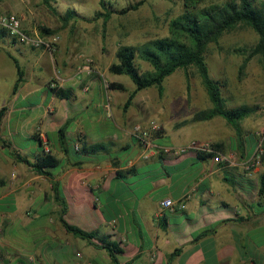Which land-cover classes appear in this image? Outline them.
<instances>
[{"label": "crops", "instance_id": "0c3cea01", "mask_svg": "<svg viewBox=\"0 0 264 264\" xmlns=\"http://www.w3.org/2000/svg\"><path fill=\"white\" fill-rule=\"evenodd\" d=\"M22 20L27 31L46 35L29 17ZM59 36L50 53L0 34V84L6 74L13 81L0 96V110L7 109L0 137L32 163L46 153L59 160L44 169L50 175L39 174L0 142V264H116L103 248L110 244L121 251L118 264H264V161L253 162L264 152V122L246 125L250 115L239 132L222 117L182 125L186 116L159 93L139 101L138 92L125 110L130 94L115 95L120 90L109 87L115 81L105 78L113 63L105 67L96 57L83 70L91 58L84 42ZM12 57L24 72L16 94ZM52 85L74 97L58 99ZM67 123L65 152L59 131ZM152 123L161 131L150 135L154 150L145 158L136 128ZM193 142L211 143L225 160L174 153ZM93 145L103 149L83 152ZM55 185L68 205L67 222L94 238L62 226ZM164 200L175 209L162 211Z\"/></svg>", "mask_w": 264, "mask_h": 264}, {"label": "rangeland", "instance_id": "374dc122", "mask_svg": "<svg viewBox=\"0 0 264 264\" xmlns=\"http://www.w3.org/2000/svg\"><path fill=\"white\" fill-rule=\"evenodd\" d=\"M140 1L142 0H105L106 10L101 0H50L49 4L45 3V0H0V12L15 13L22 19L27 16L33 26H44L58 35L64 32L74 40L78 37L79 42H84V49L88 50L87 56L94 61L99 57L107 67L110 63H117L116 53L121 46L138 47L150 40L168 37L170 23L185 11L188 0H146L137 10L122 13ZM197 1L204 7L230 0ZM68 11H74L76 16L65 21L63 17ZM107 11H111L112 16L104 26V14ZM257 41L258 36L254 31L242 26L226 33L218 44H211L206 54L211 77L223 85L222 94L227 107L257 108L245 123L251 126L264 122V68L256 57L249 63L241 79L239 72L244 60L242 50L253 47ZM136 64L141 72L152 69L139 57ZM188 73L189 78L183 70H177L168 77L164 83L165 97L161 99L162 103H172L175 112L186 116L187 119L182 125L194 122L193 118L197 112L208 110L207 105H212L196 69L191 68ZM105 78L115 82L121 81L129 87L126 91H116L115 95L130 94L132 87L136 88L126 75L117 76L107 72ZM12 83L11 74H6L0 84V96L9 93L6 85ZM140 92L139 101L147 94H153L155 98L158 95V90L154 87ZM192 134L196 136L202 132L194 130Z\"/></svg>", "mask_w": 264, "mask_h": 264}, {"label": "trees", "instance_id": "16d2710c", "mask_svg": "<svg viewBox=\"0 0 264 264\" xmlns=\"http://www.w3.org/2000/svg\"><path fill=\"white\" fill-rule=\"evenodd\" d=\"M145 1H140L137 5L123 10L122 13H126L129 10H137ZM45 3L49 4L50 0H45ZM101 4L107 10L105 0H101ZM74 16H76L74 11H68L63 19L69 21ZM111 16V11H107L104 14V26ZM242 26L252 29L258 36V41L253 47L242 50L244 60L239 72V78L241 79L249 63L256 57L260 59L264 68V0L260 2L256 0H230L223 4H210L204 7H201L197 0H188L185 5V11L170 23V35L168 37L150 40L138 47L121 46L116 53L117 63H113L110 66L109 72L114 75L130 77L136 86V89L130 93L125 104V110L132 104L138 92L154 87L158 90L159 96L162 97L165 90L164 83L168 77L177 70H183L187 78H189L188 72L191 68H194L207 91L212 108L197 112L193 121H209L215 117H222L239 132L240 122L256 112L257 108L242 106L236 109H229L227 107L222 94L223 85L220 81H216L211 77L206 54L211 44H218L226 33ZM40 29L46 34L54 33L53 30L44 26H40ZM0 34L2 37L9 36L4 30H1ZM137 57L147 62L152 69L141 72L136 64ZM12 59L18 71V80L13 89V93L16 94L24 81V72L17 60L13 57ZM109 87L111 90L126 91V87L120 83H111ZM49 89L53 95L61 100L74 97L71 89L58 87H49ZM6 112V108L0 110V126ZM67 128L68 123L59 131L60 144L65 152ZM0 142L4 148L12 149L11 143L1 137ZM102 149L101 145H93L85 148L83 152L87 154L96 153ZM11 153L18 162L31 166L39 174L50 175L44 169L59 165V160L49 153H46L37 163L30 162L15 150H11ZM261 160L264 161V152ZM53 190L54 200L61 207L59 221L67 232L82 239L90 240L94 238L95 234L85 232L67 222L65 219L68 211L67 202L56 185ZM260 195L264 197V173L260 177ZM103 248L110 253L113 261L118 264L117 254L121 251L117 245H105Z\"/></svg>", "mask_w": 264, "mask_h": 264}, {"label": "built area", "instance_id": "2783aa9c", "mask_svg": "<svg viewBox=\"0 0 264 264\" xmlns=\"http://www.w3.org/2000/svg\"><path fill=\"white\" fill-rule=\"evenodd\" d=\"M0 28L7 32L9 37L15 40L17 43L22 45H27L34 49H44L50 53H53L59 44L61 38L58 34H46L42 35L38 31L37 28L33 29L32 31H27L23 27V20L21 16L15 13H1L0 12ZM93 60L91 58L86 60L85 67L83 70L88 71V67L91 68ZM51 87H55L52 85ZM137 131H140L143 135L141 138L143 147H144V154L143 157H148L149 153L154 150L151 141L149 140L150 135L156 134L161 131V127L156 124L152 123L146 130H143L141 127L136 128ZM188 150H194L197 153L208 154L214 157L216 162L224 161L223 155H221L217 149L209 142H193L191 143L188 148H181L179 150L174 151L175 154H183L186 153ZM166 152H171L170 150H166ZM262 157V153L256 155L255 159L253 160L256 162H260ZM252 162V163H253ZM253 164L247 163V169H251ZM161 210L165 211L167 209L174 210L176 205L172 200H164L161 202ZM178 208L184 210L186 208L185 202H180L178 204Z\"/></svg>", "mask_w": 264, "mask_h": 264}]
</instances>
